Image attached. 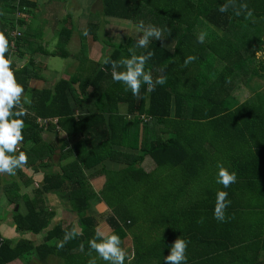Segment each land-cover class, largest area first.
Masks as SVG:
<instances>
[{"label":"trees","instance_id":"16d2710c","mask_svg":"<svg viewBox=\"0 0 264 264\" xmlns=\"http://www.w3.org/2000/svg\"><path fill=\"white\" fill-rule=\"evenodd\" d=\"M100 1L102 13H91L82 41L98 39L102 17L132 21L137 30L141 22L154 25L163 32L161 41L153 39L146 48L131 41L95 61L84 44L75 55L67 50L74 32L67 18L57 48L38 49L47 58H78L76 72L34 89L31 80L42 67L22 30L28 22L17 13L32 15L38 3L0 0L6 58L24 87L22 103L31 101L24 103L27 116L10 117L24 120V140L14 155L24 151L28 161L15 175L0 174L16 234L0 231V264H88L92 257L107 264L94 251L88 255L99 225L92 206L97 196L110 212L108 235L131 241L125 264H164L177 238L189 242L187 264H264V0ZM225 4L227 11H220ZM241 4L253 11L254 21L245 18ZM17 28L14 52L11 34ZM149 51L154 54L145 71L154 81L160 73L166 83L154 90L142 84L133 96L112 79L105 61ZM189 56L196 59L185 66ZM46 131L56 136L55 144L46 142ZM106 163L124 168L114 171ZM218 164L236 173L227 189L216 183ZM31 167L46 173L39 184L25 171ZM218 191L230 201L225 222L213 216ZM53 194L59 205H52L58 204ZM62 200L69 205L65 213ZM74 228L78 235L65 242Z\"/></svg>","mask_w":264,"mask_h":264},{"label":"clouds","instance_id":"9594fccd","mask_svg":"<svg viewBox=\"0 0 264 264\" xmlns=\"http://www.w3.org/2000/svg\"><path fill=\"white\" fill-rule=\"evenodd\" d=\"M229 5L225 4L220 7V11H227ZM241 10H244L246 19H252L253 11L248 9L247 4L240 5ZM236 16L241 14L236 11ZM142 35L137 40V47L146 48L151 40L161 41L163 32L154 25L145 26L143 22L138 26ZM84 35H88L85 31ZM206 33L201 32L198 36V42L203 43ZM9 49V41L3 32H0V174L15 175L16 169H21L27 165L28 155L24 151H20L19 155H14L17 152L19 145L23 142L22 134L25 127L24 120L20 118L10 119V117H24L28 115L24 103H31L30 100H25L23 103L21 97L24 94L23 85L19 84L12 70V61L6 58V53ZM154 53L149 51L144 55H132L130 58L121 59L120 61H109L112 66V79L115 82L123 83L130 90L133 96L140 94L142 84L148 85L150 90H154L156 85L166 83V77L163 75L153 80L150 71H145V65L151 59ZM257 55H260L258 52ZM196 59L194 56H189L185 60V66ZM123 68V71L119 69ZM13 109H17L13 112ZM218 173L216 183L223 185L225 189L236 182V173L229 172L223 165L218 164ZM226 191H218L216 193V201L213 216L220 222H225V210L230 205L227 199ZM78 235L74 228L71 232L65 233V242L75 238ZM99 241V242H98ZM188 241L177 238L170 248V254L164 257V264H187L186 250ZM88 255L91 257L94 251L97 256L107 262V264H125L128 253L120 247L121 238L113 233L105 235L97 230L96 235L88 241ZM63 245H61L62 247ZM83 249V245H81ZM88 264H97L95 257L89 259Z\"/></svg>","mask_w":264,"mask_h":264},{"label":"crops","instance_id":"0c3cea01","mask_svg":"<svg viewBox=\"0 0 264 264\" xmlns=\"http://www.w3.org/2000/svg\"><path fill=\"white\" fill-rule=\"evenodd\" d=\"M32 1H36V0H32ZM90 1V3H88ZM37 2V1H36ZM84 2H86L87 4H83ZM38 3V2H37ZM83 3H80L79 0H39L37 9L35 10V12L32 13V15H24V20L27 21V25L30 24V22L34 21L37 19V17L42 18V20L46 21L49 24V29H50V33L52 34V36L57 37L58 38V34H60L63 26H64V21L67 18H72L73 19V34L67 44V50L75 55L77 54L81 49H82V44L83 41L81 39V34L83 33V31L85 30L86 27V22L89 19L91 13L93 14H101L103 7H102V3L100 0L96 1L95 7H91L92 6V2L91 0H83ZM198 8V12H199ZM192 12L195 13V10L192 9ZM196 15V13H195ZM107 18V17H105ZM106 22V20H105ZM211 22L207 21L208 26H210L212 28V30L216 31L217 33H222L223 31L221 30V28L210 24ZM25 27V26H24ZM84 28L83 30L81 28ZM207 27V26H206ZM206 30H208L206 28ZM91 37V36H89ZM93 40V37H92ZM59 41V38L57 40V42ZM94 42H96L95 40H93ZM29 45V44H28ZM54 48H57V45H54ZM55 49H53L52 51H54ZM34 50V49H33ZM76 50H79L78 52H75ZM35 52H39L38 55H43L41 54L40 49H35ZM99 53H97L98 55ZM30 53H28L26 55V57H30ZM109 55V50L107 52V56ZM100 56V54L98 55ZM46 57V56H44ZM101 57V56H100ZM35 64L37 67H42V70L40 69L38 72V76L39 78H34L33 80H31V88L34 89H43L46 88L47 86L52 87L53 83L55 82V80L59 79L60 77L63 78H70L72 76V72H64L62 71L61 73H57V71H59L58 69L49 68L48 65V58L46 57V59L44 58H37L36 56L33 55ZM93 58V56H92ZM91 58V59H92ZM93 60V59H92ZM96 61V60H95ZM98 61V60H97ZM48 79H52L53 82L52 84L47 83L46 80ZM44 139L46 140V142L48 143H54L56 141V136L51 132V131H46L44 133ZM55 140V141H54ZM107 168H109V165H115L118 167L119 170L124 168V165L119 164V163H106ZM96 169H94L95 171ZM113 170V169H111ZM119 170H114V171H119ZM26 173L28 174V176L34 178V180L36 182H38L37 184H39L40 182L43 181L44 176L46 175L45 172L40 171L37 167H31L28 169H25ZM49 173L51 171H48ZM56 172V171H54ZM51 200L52 201H59L60 198H58V196L56 194H53L51 196ZM7 204H8V200L7 198H5V196L3 195V188L0 187V231H2V233L6 236V235H10L11 237H14L16 234L14 233V231L12 229H10V225H11V221L7 222L6 219V212H7ZM257 220H259L257 217H255ZM7 223V225H6ZM2 225H5L6 227H2ZM7 228V229H6ZM132 251V250H131ZM264 254V252L262 253V255Z\"/></svg>","mask_w":264,"mask_h":264},{"label":"rangeland","instance_id":"374dc122","mask_svg":"<svg viewBox=\"0 0 264 264\" xmlns=\"http://www.w3.org/2000/svg\"><path fill=\"white\" fill-rule=\"evenodd\" d=\"M36 1L39 3V0ZM96 1L97 0H91L92 2L91 7H95ZM79 2L83 3V0H79ZM88 3H90V1ZM83 4H87V3L84 2ZM102 18H103L102 20L103 23L106 20L105 27L100 28V30L97 32L98 35V39L96 40L97 42H94L92 40V37H88L83 41L84 47L86 49V50L84 49V53L85 54L88 53V56L90 58H92L93 56L92 58L93 60L104 61L107 58L108 50L110 55L115 48H124L129 43H131V41H133L132 43H137V40L142 35L140 31L135 28L132 21L113 18V17H107V18L102 17ZM98 21L100 22L99 19ZM81 29L83 30L84 28L82 27ZM22 30L26 31L27 36L31 40L33 48L35 49H38L40 46H43L45 48H48L49 50H53L55 49L54 45H58L59 43L57 42L58 38L52 36V34L50 33L49 24L46 21L42 20L41 16L37 17L36 20L30 22V24L23 27ZM78 51L79 50H76L75 52ZM97 53H99L101 57L98 56L99 54L97 55ZM38 54L39 52H36L34 56H36L37 58L41 57L43 59L44 58L46 59L44 55H38ZM79 61L80 60L78 58H71L65 60L62 59L61 57H50L47 60L49 68L58 69L59 70L57 71L58 74L64 71L66 73L72 72V75L74 74V72H76V68ZM154 76L155 78H158L161 75L160 73H158L155 74ZM109 168L113 170H119L118 167L115 165H109ZM57 169L58 168H55V170ZM164 171H169V170H164ZM86 172L87 175H91L92 173H94V170H90ZM100 175H104V174H100ZM63 203L65 202L62 200L61 207L64 209V213H65L67 212V210L65 211V208H67L69 205L66 203L63 205ZM71 204L74 205V202H71ZM52 205H59V201L58 204L54 202L52 203ZM92 206H93L94 215L99 223V225L96 228V231L99 230L103 232L105 235H108L111 232V228L109 227L106 221L110 213L107 206H105L100 196L94 197L92 199ZM5 220L7 222L12 220V216L8 210L6 212ZM2 227H6V226L2 225ZM120 247L128 253V256L131 254V250H132L131 241L127 240V238L123 242H121ZM261 259L264 260V254L261 255ZM51 264H55V263H51Z\"/></svg>","mask_w":264,"mask_h":264},{"label":"built area","instance_id":"2783aa9c","mask_svg":"<svg viewBox=\"0 0 264 264\" xmlns=\"http://www.w3.org/2000/svg\"><path fill=\"white\" fill-rule=\"evenodd\" d=\"M17 18L18 19H22V18H24V15L22 14V13H17ZM17 19V20H18ZM12 43H11V46H12V50L14 51V52H17V48H16V41H17V38L21 35V31H20V29L19 28H17L16 30H14L13 32H12ZM19 148V147H18Z\"/></svg>","mask_w":264,"mask_h":264}]
</instances>
